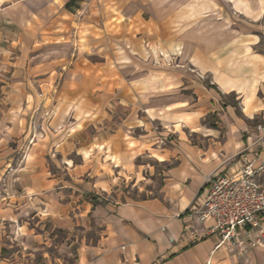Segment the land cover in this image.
<instances>
[{
	"label": "crops",
	"instance_id": "0c3cea01",
	"mask_svg": "<svg viewBox=\"0 0 264 264\" xmlns=\"http://www.w3.org/2000/svg\"><path fill=\"white\" fill-rule=\"evenodd\" d=\"M77 2L0 0V174L17 173L0 207V241L9 232L32 252L47 244L29 222L38 216L93 233L59 247L58 261L70 264H264V218L234 244L185 233L206 178L237 170L242 153L263 166L264 185V0H154L142 5L149 22L135 5L130 15L129 0L108 5L107 20L119 12L123 21L87 34L106 56L88 73L82 60L92 53L75 37L81 24L99 27L78 21ZM145 40L150 59L168 54L176 66L146 67ZM135 59L143 67L131 69ZM86 103L89 115L78 117ZM151 157L167 164L155 195H106L115 179L153 168L138 161ZM11 247L0 243V264H26Z\"/></svg>",
	"mask_w": 264,
	"mask_h": 264
},
{
	"label": "rangeland",
	"instance_id": "374dc122",
	"mask_svg": "<svg viewBox=\"0 0 264 264\" xmlns=\"http://www.w3.org/2000/svg\"><path fill=\"white\" fill-rule=\"evenodd\" d=\"M145 1L146 0H129V4L131 5L130 15L132 16V6L135 5V7H137L136 9H140L141 11V13H139V15H141V20L143 22L144 21L149 22L151 13L149 12L146 13L144 9L142 8L143 7L142 5H145V3L146 4L153 3L154 0H147L148 2H145ZM161 1L164 3V5H168V6L172 4L178 5L181 2V0H178V2L176 0H161ZM121 4H122V0H78V2L75 3V6L81 9V11L78 13V18H77L78 21H81L82 23L86 21L85 20L86 17H90V19L93 22H95V25L99 27L98 29L91 25L81 24L80 29H79V34L76 35L75 37L78 46L82 48L81 50L83 52L84 50H86L87 53L89 54L92 53V55H89L90 58L88 59L84 58L82 60V67L85 73H88V67L91 62L103 63V61H106L104 48L100 46L96 47L95 49L94 47L89 48V46L87 45V39H88L87 34L104 33V31L100 29L101 27L103 29L107 28V30L111 31L113 28L111 23H113V25H116L117 23H121L123 21V16L119 12H115L113 14V18H111L110 16L109 20H107L108 17H106V10H107L108 5L110 6L108 8H111L112 6L114 8H117ZM133 21L134 19L130 18V24H131L130 34L131 36L135 37L137 34V30L136 28H133V25L135 24V22ZM119 28L120 27L115 26L114 30L116 31ZM149 28H152V27H148L146 30H149ZM140 35H143V32L140 33ZM142 45H144L142 52L145 55V58L150 59L149 52H150L151 46L154 45L153 42L145 40L142 42ZM155 58L150 59V61H147L145 63V66L147 67V66H150L151 64L157 65V63L158 64L162 63V66L167 67V68H173L176 66L175 61H173L171 57H169L168 54H165V55L163 54V56H161L163 60H160V61H158L157 58L156 59ZM128 63L131 64L130 68L134 70H137L139 66L140 68L143 67V63L139 59L131 60ZM98 70L99 69H97V71ZM130 77L132 78L135 76L130 74ZM100 78H102V75L99 73L98 80ZM86 82H87V77H86ZM227 100L230 102H233L234 96L232 95L229 96ZM85 106H87V103L84 104V109H81V111H79V109L77 110L78 117L89 115L88 111L85 110ZM210 118H212V116ZM207 119L210 120L209 118ZM86 131L91 132L90 126L86 128ZM143 159L147 163L151 164L153 168L147 166V170L144 169L142 173H139L137 179L136 177L134 179H132L133 177L128 178L125 181H122L121 179H115V185L112 188H109L108 192L106 193V195H108L110 199L118 197V195L120 196L121 200H125L127 198L137 199V198H142V197H147V196H153L156 194L158 187L160 186L161 181H162V177L161 175H159V172L167 164L160 163L158 159L156 161L154 157L140 158L138 161H142ZM153 172H155L154 175H152ZM132 175L134 176V174ZM16 178H17V173L13 174L10 172H6L5 174H0V207L1 208L4 207V205H7L6 204L7 198H10V194H13L15 192L14 190L16 187L15 183L17 182ZM37 219H39L38 216L35 218L30 217L29 222L31 223L33 227L36 228V230L44 229V231L47 232L45 234H46L48 243L47 244L43 242L37 243V246H36L37 250H35L34 252H32L30 248L25 249L24 245L19 241H17L18 243L16 242L14 243L13 238H11L9 232L7 233V235H4L0 241L1 245H3V248L4 246L9 248V245L12 244L13 247L8 249L10 251L19 249L17 255L19 256V259L25 262L26 264H60L61 261L64 264H70L73 257H71L69 261H65L63 259L61 261H58V258L61 257V254L59 252V247L62 245V243L71 241L73 239L74 240L79 239V237L85 234H89V235L93 234V233H86V232H83L82 230H77V229L65 231L64 229H58L57 227L54 228V224L47 220L46 221L44 220L42 223H38ZM2 227L5 228L6 230V228H8L9 226L6 224V222L2 221ZM73 234L77 235V238L74 237ZM2 255H8V254L2 252Z\"/></svg>",
	"mask_w": 264,
	"mask_h": 264
},
{
	"label": "built area",
	"instance_id": "2783aa9c",
	"mask_svg": "<svg viewBox=\"0 0 264 264\" xmlns=\"http://www.w3.org/2000/svg\"><path fill=\"white\" fill-rule=\"evenodd\" d=\"M262 168L245 152L237 170L209 175L197 201L185 213V233L192 239L216 233L220 246L237 242L240 229L260 227L264 218V185L257 175ZM197 223L205 227L199 229Z\"/></svg>",
	"mask_w": 264,
	"mask_h": 264
},
{
	"label": "trees",
	"instance_id": "16d2710c",
	"mask_svg": "<svg viewBox=\"0 0 264 264\" xmlns=\"http://www.w3.org/2000/svg\"><path fill=\"white\" fill-rule=\"evenodd\" d=\"M73 1V0H72ZM235 105H237V101L234 102Z\"/></svg>",
	"mask_w": 264,
	"mask_h": 264
}]
</instances>
